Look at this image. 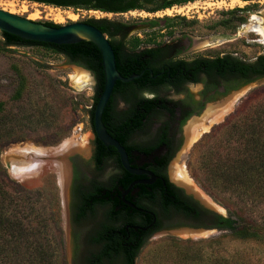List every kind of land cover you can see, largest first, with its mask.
<instances>
[{
  "label": "rangeland",
  "instance_id": "obj_1",
  "mask_svg": "<svg viewBox=\"0 0 264 264\" xmlns=\"http://www.w3.org/2000/svg\"><path fill=\"white\" fill-rule=\"evenodd\" d=\"M237 8L244 11L226 14L227 11ZM0 9L36 22H51L57 25L81 20L82 17L87 18V15L79 12L68 11L76 15L77 19L59 22L58 14L65 17L63 10L22 0H0ZM182 13L184 15H181ZM90 14L96 15V12ZM177 16L195 23L186 25V21L174 19L172 28L164 27L166 18ZM115 18L117 21L133 24L158 20V26L142 31L134 30L132 37L147 40L151 36L156 42L182 40L187 48L183 54L185 59L195 56L232 55L245 61H252L264 48V0L253 2L195 0L174 5L155 14L138 10ZM167 32H171V35ZM2 41L0 35V102L3 104V113L0 117V128L3 133V145L0 146V173L14 183L18 191L29 193L28 203L25 202L30 204L29 218H44L48 247H60L69 264L68 253L70 248L72 256V247L70 240H67L68 229L70 235L75 228L82 236L84 230H93L96 227L97 219L102 218L104 213L103 209L97 208L95 213L97 219L88 217L83 220V228L75 225L73 223L77 202L75 188L84 186L78 188L82 190L94 180L105 181L114 171L111 165H105L102 170H97L94 160L96 145L89 109L95 81L91 73L81 70L80 66L63 55L41 47H4ZM78 71L89 75L83 76L82 81L88 78L91 80L79 85L75 79ZM201 89L200 84H190L179 93L167 91L165 95L174 100L182 99L187 94L199 98ZM238 89L240 90L237 94L226 100L233 102L223 112L215 111L216 114L211 115L205 123L207 128L191 144H186L188 124L196 120V116L202 118L206 113L210 114L208 110L211 108L207 110V107L227 98L231 92L215 101L206 102L198 114L192 115L180 126L181 147L167 166V176L173 184L176 183L188 190L185 184L181 182L179 184L174 180L172 168H178L187 176V183L195 187L199 196L192 193L209 208L203 207L197 200L194 201L222 217L233 214L228 204L220 199V195L214 194L203 185L200 178L204 171L203 157L216 147L213 140L218 136L222 126L234 122L244 110L245 103L252 97L262 94L264 77ZM116 107L117 110H122L124 105L117 100ZM154 128L155 125L151 124V130ZM224 136L219 138L223 139ZM72 143L88 145L89 153L76 152L63 159L54 157L53 153L56 150ZM25 148L43 151L46 156L38 160L29 158L28 162L31 159L37 164L30 162L28 168L16 169L13 167L14 164L22 161L17 151ZM58 159L60 163L63 160L68 169L67 198L59 184L54 164ZM176 220V224L183 227L193 224L184 218ZM179 228L162 229L149 236L135 264H215L217 259L218 263H223V259L235 249L242 255L243 264H264L262 244L231 242L228 239L229 234L223 230L211 229L198 233ZM211 242L215 244L210 246Z\"/></svg>",
  "mask_w": 264,
  "mask_h": 264
},
{
  "label": "trees",
  "instance_id": "obj_2",
  "mask_svg": "<svg viewBox=\"0 0 264 264\" xmlns=\"http://www.w3.org/2000/svg\"><path fill=\"white\" fill-rule=\"evenodd\" d=\"M92 1V0H89ZM98 3L128 4V7L161 11L174 5L194 2L195 0H95ZM255 1V0H242ZM45 3H53L46 0ZM58 6L80 5L78 0H65L54 4ZM98 7V6H95ZM244 11L233 9L226 14ZM174 19L166 18L165 26L172 28ZM91 24L110 23L105 20L88 21ZM157 25L158 20L152 21ZM186 25L194 21H186ZM48 26L58 27L51 22ZM102 33L104 29H100ZM171 35V32H167ZM4 47H41L54 53L66 56L71 62L89 70L95 78L96 85L89 109L90 123L103 88L101 56L96 47L81 41L72 45H53L48 43L25 41L16 36L0 32ZM154 42L149 36L147 40L133 37L130 41L131 53L125 59L121 57V48L112 45L115 54L116 70L124 77L143 73L142 77L128 83L117 81L111 97L102 113V122L108 134L126 147L130 134L138 129L150 110L155 109L158 99H144L141 91L151 85L162 82L164 85L178 88L183 83L204 82L207 89H215L223 84L225 95L239 87L264 77V50L252 61H245L232 55L213 58L196 59L193 62H168L164 69L152 63L154 50L137 51L144 43ZM155 57V56H154ZM156 58V57H155ZM149 70L156 75L163 71V76L152 81ZM203 74V78L201 77ZM262 94L247 101L244 110L230 124L223 125L214 150L208 151L203 157V172L200 175L203 185L222 199L230 207L233 216L222 217L201 207L181 189L172 185L160 169L157 171L159 180L155 187L160 190L165 207L176 210L178 217L193 222L192 227L226 231L231 242H253L264 245V90ZM116 97H119L124 109L117 110ZM173 115V110L170 111ZM3 104L0 102V117ZM2 129L0 128V146L3 145ZM224 136L223 139L219 138ZM96 168L102 170L111 165L113 173L105 181H92L88 187L76 186L77 202L73 223L83 228L82 221L88 217L97 219V208H105L107 218L99 219L96 227L84 230L82 236L72 232V263L73 264H135L140 250L149 236L159 228L157 222L143 230L153 222V215L139 211L140 198L130 193L122 198L120 187H128L134 176L125 172L118 161L112 147H106L95 138ZM171 158L158 161V165L166 167ZM79 188V189H78ZM21 191V192H20ZM16 188L0 173V264H67L60 247H48L47 230L44 218H29V193ZM23 192V193H22ZM144 195L150 196L143 190ZM30 197V196H29ZM120 210H115L116 208ZM96 224V222H95ZM94 224V226H95ZM49 241V240H48ZM233 243V244H236ZM210 246L215 244L209 243ZM243 264L242 255L235 249L228 254L223 263Z\"/></svg>",
  "mask_w": 264,
  "mask_h": 264
},
{
  "label": "flooded vegetation",
  "instance_id": "obj_3",
  "mask_svg": "<svg viewBox=\"0 0 264 264\" xmlns=\"http://www.w3.org/2000/svg\"><path fill=\"white\" fill-rule=\"evenodd\" d=\"M22 1L45 4L57 9H61L64 12L72 11V12H79L80 14L83 15H87L86 19L82 17L81 20L69 21L66 22L65 24H68L70 22H85L88 23L89 25H92L99 31L100 29H104L105 30L104 33H102L101 31L100 32L109 41L111 47L112 45L115 44L121 48V57H123V59H125L127 55L131 53L130 41L133 38L132 33L134 30L142 31L147 28H153L155 26H158V24L155 25L152 22L145 24H133L132 22H127V21L126 22L117 21L115 17L124 16L128 13L138 10L141 11L151 10L149 8L145 10L140 8L128 7V4L126 3H121L120 5L117 6L115 4H105V3L101 4L95 0L92 1L78 0L80 5H78L77 7L74 6L63 7L54 4L60 3L61 1H65V0H49L50 2L53 3H45L46 0H22ZM242 2H253V1H242ZM95 12L96 15L90 14V13L94 14ZM146 12H148L149 14H155L159 11H146ZM98 14H100V16H97ZM90 20H94V21L105 20L110 23H102V24L94 25L88 22ZM148 49L154 50V53L152 54L151 57L152 63L156 67V69L157 67H159V69L161 70L167 66L168 62L183 61L189 63V62H193L196 59L213 58V57L195 56L191 59H185L183 57V54L187 51V48L186 46L183 45L182 40L179 39H171L162 42H156L154 40V42L142 44L141 46L138 47L137 51L148 50ZM84 70L91 73L87 69ZM91 75L94 78V75L92 73ZM142 75L143 73L139 74L138 75L139 78L142 77ZM149 75L151 77V80L155 81L158 79V77L163 76V71L159 73L157 72L156 75H153V72L149 70ZM203 76L204 75L201 74L202 78ZM190 84L193 85L200 84L202 86L201 92L199 94V98H194L190 94H187L182 99L174 100L169 98V96L165 95L167 91L179 93L180 91L184 90V88L187 85ZM95 85H96V81H95ZM141 93L144 99H153V100L158 99L159 101L156 102L155 109L150 110V112L146 115L145 119L141 122L140 127L135 131H133L129 136L126 147H133L131 148L130 151L131 154H129L126 151L128 154L130 167L133 170L139 171L140 173L131 174L121 167L125 172L129 173L135 178L128 187L126 188L120 187V191L122 198L127 196L129 193L137 198H140L142 202L139 206V211L142 212L143 214L148 213L153 215L152 224H149L143 230L150 228L151 226H153L155 222H157L159 228L156 231H154V233H156L162 229L183 227L180 226L179 224H176L177 221L176 219H180L177 215L176 210L170 206L165 207L162 196L160 194V190H158L155 187V185L159 180L157 171H159L160 169L166 175L168 181L172 185H174L167 176V166L169 163L166 165V167H161L158 165V161L162 159L173 158L176 152L179 151L182 143V137L180 136V126L189 117L198 114V112L203 109V106L205 105L206 102L215 101L220 96L225 95V88L223 84H221L217 86L215 89H211V88L207 89L205 87L204 82L183 83L181 84V86L176 88L173 86L164 85L162 82H158L157 85L154 86L151 85L149 87L144 88L141 91ZM117 100H120L122 102V100L119 97H116L115 99L116 104H117ZM171 110L174 111L173 115L170 112ZM151 124L155 125V128L153 130H151ZM95 157H96V148L94 153V160ZM101 166L104 167V163ZM88 185L89 184L85 186ZM143 190L148 192L150 196L144 195ZM101 209L104 210L103 216L105 217L106 209L105 208H101ZM115 210L118 211L120 210V208L117 207ZM105 219L107 218H103V217L100 218L101 221ZM74 231H76L75 228L72 230V232L74 233ZM70 242H71V247H73V241L71 235H70Z\"/></svg>",
  "mask_w": 264,
  "mask_h": 264
},
{
  "label": "water",
  "instance_id": "obj_4",
  "mask_svg": "<svg viewBox=\"0 0 264 264\" xmlns=\"http://www.w3.org/2000/svg\"><path fill=\"white\" fill-rule=\"evenodd\" d=\"M0 32L16 36L25 41H34L53 45H72L81 41H88L96 47L101 56L103 88L97 99V103L92 115L94 136L104 146L114 148L118 155V161L124 170L131 174H139V171L133 170L130 167L128 154L125 148L108 134L102 122V113L110 99L115 83L117 81L128 83L139 78L138 75L124 78L118 73L116 70L115 54L106 37L98 29L85 22H70L68 24L58 25V27H53L16 14H12L2 9H0ZM81 70L84 69L81 68ZM239 90L240 89L231 91L227 98L209 105L207 110L209 108H216L219 105L224 104L225 100L237 94ZM198 118L200 117H195V119ZM174 185L180 188L185 195H191V198L193 200H197L201 205H203V207L209 208V206L203 203L200 198L188 191L186 188L179 186L176 183ZM180 229L198 233L208 232V230H211L192 226L181 227L179 230ZM67 240H70L69 229L67 233ZM68 258L69 264H72L70 248Z\"/></svg>",
  "mask_w": 264,
  "mask_h": 264
},
{
  "label": "bare ground",
  "instance_id": "obj_5",
  "mask_svg": "<svg viewBox=\"0 0 264 264\" xmlns=\"http://www.w3.org/2000/svg\"><path fill=\"white\" fill-rule=\"evenodd\" d=\"M25 9V7H23ZM63 14H65V17L61 16L60 14H58V19L59 22H62L65 19H71V20H76L77 16L74 14H71L70 12H64L62 11ZM34 17L36 15H33ZM262 33V32H261ZM86 72V71H85ZM89 76L88 74H84L81 73L80 71H78L75 75V79L77 81V83L79 85H82L88 81H90L91 79L88 78L87 80L82 81L83 76ZM228 100V99H227ZM232 101H226L225 103L222 105H219L216 108H211L208 110V112H211L210 114L204 115L202 118H198L196 120H192L188 126L186 127V141H187V145L191 144V142H193L196 138H198V136L201 134L202 131H204L207 127L205 126L206 121L208 120L209 117H211V115L214 114L215 111L220 110V112H223V110L230 105ZM213 111V112H212ZM216 114V113H215ZM214 114V115H215ZM82 153V154H87L89 153V146L86 144H76V143H72V144H67L64 145V147H62V149L60 148L59 150H56L53 155L54 157H58V158H65L67 155L72 154V153ZM16 153V152H15ZM17 154L19 156H21L22 161H18L16 164H14V168L16 169H21L23 168H28V164L34 163L35 161H32L31 159L35 158L38 160V158H43L46 156V154L43 151L37 150V149H33V148H25L22 150L17 151ZM12 158H14L15 160H17V158H15V156H12ZM31 158L28 162V159ZM27 163V164H24ZM36 163V162H35ZM37 164V163H36ZM55 166L58 172V180H59V184L60 186H62V189L64 191V195L67 198V191H68V184H69V174H68V169L66 167V164L64 163V161L62 160L60 163V159L55 161ZM24 165V166H23ZM34 170V169H33ZM172 174L174 177V180L176 182H178L180 184V182L182 184H185V186L188 188V191L194 192L196 193V195L198 194L197 190L195 189V187L191 186L190 184H188V179L187 176L183 173V171L181 172V170H179L178 168H172ZM199 196V195H197ZM188 232V231H187Z\"/></svg>",
  "mask_w": 264,
  "mask_h": 264
},
{
  "label": "built area",
  "instance_id": "obj_6",
  "mask_svg": "<svg viewBox=\"0 0 264 264\" xmlns=\"http://www.w3.org/2000/svg\"><path fill=\"white\" fill-rule=\"evenodd\" d=\"M181 15H184V13H182Z\"/></svg>",
  "mask_w": 264,
  "mask_h": 264
}]
</instances>
